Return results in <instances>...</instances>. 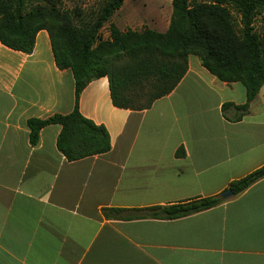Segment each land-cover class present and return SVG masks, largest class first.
Wrapping results in <instances>:
<instances>
[{
  "label": "crops",
  "instance_id": "0c3cea01",
  "mask_svg": "<svg viewBox=\"0 0 264 264\" xmlns=\"http://www.w3.org/2000/svg\"><path fill=\"white\" fill-rule=\"evenodd\" d=\"M245 102L240 83L218 81L196 57L142 111L114 107L107 79L93 80L78 109L106 129L110 150L68 162L60 126L32 145L27 121L73 110L71 71L56 67L45 30L28 54L0 44V264H264V178L177 219L102 213L220 195L263 166L264 84L240 116Z\"/></svg>",
  "mask_w": 264,
  "mask_h": 264
},
{
  "label": "trees",
  "instance_id": "16d2710c",
  "mask_svg": "<svg viewBox=\"0 0 264 264\" xmlns=\"http://www.w3.org/2000/svg\"><path fill=\"white\" fill-rule=\"evenodd\" d=\"M124 1L103 0L100 6L83 9L63 8L62 0H0V44L28 54L36 34L45 30L56 67L70 70L74 79L73 110L28 120L30 144L37 143L40 129L56 124L60 126L56 147L68 162L106 154L110 150L106 129L78 109L86 85L105 77L114 107L142 111L176 87L189 57H196L218 81L240 83L246 102L234 107L240 116L247 112L264 84V29L254 28L258 18L264 21V0H171L165 32L121 31L110 24L109 39L102 40L101 29ZM263 178L264 165L232 181L228 189L237 195ZM222 201L216 195L163 207L102 209V213L106 219L172 220Z\"/></svg>",
  "mask_w": 264,
  "mask_h": 264
},
{
  "label": "rangeland",
  "instance_id": "374dc122",
  "mask_svg": "<svg viewBox=\"0 0 264 264\" xmlns=\"http://www.w3.org/2000/svg\"><path fill=\"white\" fill-rule=\"evenodd\" d=\"M102 1L62 0V7L71 8L78 5L83 9H89L100 6ZM170 11V0H125L122 6L110 17L108 22L104 24L100 31V38L102 40L109 39L110 24L119 27L121 31H141L144 28L156 31L159 23L169 17ZM254 28L259 32L263 31L264 21L258 18L254 23Z\"/></svg>",
  "mask_w": 264,
  "mask_h": 264
},
{
  "label": "water",
  "instance_id": "95a60500",
  "mask_svg": "<svg viewBox=\"0 0 264 264\" xmlns=\"http://www.w3.org/2000/svg\"><path fill=\"white\" fill-rule=\"evenodd\" d=\"M232 195L233 194H232L231 190L230 189H226L219 196H220L221 199L225 200V199L231 197Z\"/></svg>",
  "mask_w": 264,
  "mask_h": 264
}]
</instances>
